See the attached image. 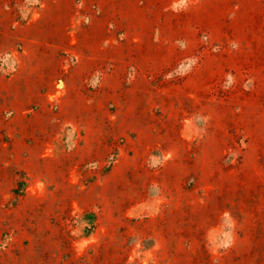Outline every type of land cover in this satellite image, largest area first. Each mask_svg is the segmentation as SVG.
Instances as JSON below:
<instances>
[{
  "label": "rangeland",
  "instance_id": "1",
  "mask_svg": "<svg viewBox=\"0 0 264 264\" xmlns=\"http://www.w3.org/2000/svg\"><path fill=\"white\" fill-rule=\"evenodd\" d=\"M0 264H264V0H0Z\"/></svg>",
  "mask_w": 264,
  "mask_h": 264
}]
</instances>
